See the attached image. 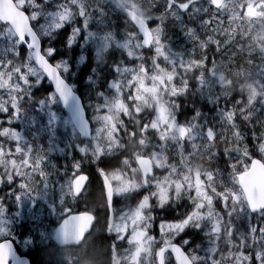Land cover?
Masks as SVG:
<instances>
[{"label":"snow or ice","instance_id":"obj_1","mask_svg":"<svg viewBox=\"0 0 264 264\" xmlns=\"http://www.w3.org/2000/svg\"><path fill=\"white\" fill-rule=\"evenodd\" d=\"M47 3L48 0H45ZM213 6H215V0H210ZM260 5H264V0H259ZM180 8L187 10L190 6L188 4L178 5ZM39 20V16L35 17ZM61 20H67L68 23H57L54 25L53 31L56 34H61L62 30H65L66 25H70L71 21L68 15H62ZM154 22V21H153ZM206 21L205 23H210ZM84 27H87L85 21ZM81 29L73 28L71 32H67L66 39H62L60 42L66 48H70L74 51L73 46L80 38ZM50 34L46 31L44 33L45 38ZM55 41H51L47 47H45L44 40L39 41L40 56L44 58L46 63L42 67L34 68L32 75L36 78V82L33 85L35 92L44 93L45 99H41L39 103L43 106L46 102H50L52 107H58L56 103L57 99H63L66 102L71 99L73 101L72 111V123L74 126L79 127L81 133L87 140V143H82L76 146V154L80 156V159L72 158L71 170L66 164L65 167V179L61 185V191L59 195V208H57L54 202L45 211L53 213L59 211L61 215V224L57 229L54 230V237L58 241H63L67 235H78L79 216L72 215L73 209L71 207L65 208V205L69 202H75L87 195L86 189L93 182V178H102L101 173L103 169L96 167L100 165L105 158L113 156L114 153L121 148V144L115 141L113 138L116 137L121 130L127 132V126L116 125L112 129L104 118V113L108 111L105 106H97L96 111L99 113L98 116L93 117L97 127H92V122L88 120L86 113L82 111L83 104L80 97L76 95L77 90L70 82V76L73 75L72 68L73 63L63 59L65 53L60 49L52 46ZM21 49L30 47L25 43H21ZM217 48L219 44L217 43ZM57 57H61L57 60ZM88 63L91 64V59L88 58ZM46 69V71H45ZM113 70H116L115 68ZM96 69H92L93 75ZM67 74V75H66ZM49 81L47 87L44 85V81ZM92 84V78H89V86ZM109 87H112V82L108 83ZM58 94V95H57ZM31 95V92H29ZM102 95V94H101ZM106 103V101H105ZM137 116L140 115L138 111ZM199 112L196 113L195 118H198ZM225 118H228L227 115ZM62 119V117H61ZM129 119H132L129 116ZM138 124L139 122L136 121ZM156 133V138L161 139L164 142L167 141L168 136H161L158 129L144 127L143 132ZM162 131V129L160 130ZM173 131L186 132L187 129L181 127L179 129H173ZM212 135V139H215V131L213 129L208 130ZM135 136L136 133H130ZM126 147V146H124ZM259 150L264 151V145L257 146ZM227 152V149L225 150ZM127 161H121L125 163ZM85 163L87 166H85ZM44 161H40L38 170L35 172V176H39L41 182L47 187V173L43 168ZM93 165L95 170L93 171ZM3 165H0L2 167ZM28 168H35V165L29 164ZM56 167L55 164L52 165ZM156 167L161 165H155L149 172L144 175L142 184L125 185L123 190L114 192L111 197V203L114 204V198L126 194V192H135L140 194L141 191H148V194L142 197L141 201L137 204L135 210L131 212V215L123 214L121 219L126 220L127 224L131 227H124L123 235L120 231L112 232L110 234L115 237L113 244L116 240L128 239V243L132 246V250H135L137 245H143L144 248L148 249V252L141 251L140 255L135 259H129L128 264H145V257L148 256L152 251V245L156 244V238L151 233L155 227H158L161 249L158 254L154 256V264H169V257L176 259V249L179 248L188 257L190 264H207L206 257H200L196 254V249L192 246L196 243V238L200 236L201 232H204L205 236L209 237V244L212 247L206 249L210 254L214 255L216 251V244L223 237L230 238L234 229H230L225 233V214L227 215V224L232 225V216L239 211L241 214L244 209L247 208L249 212V225L248 231L245 237L239 244L231 242L229 239L230 246L238 249L236 252H230L229 257H224V260L231 258L233 264H264V224L259 226H253L251 224V214L258 213L260 216H264V207H252L248 204L247 200H243V207L239 210L236 207L238 203L233 199L232 191L228 190L225 185L221 184L220 187L224 188V191H217L216 188H212L211 193H208V185L205 184L201 187H196L192 183L187 181V178L180 181L170 180L168 177L155 178L150 180ZM235 167V165H230ZM219 170H216L218 173ZM215 173L213 175V178ZM17 179L20 183L17 184ZM231 179L235 184V174H231ZM83 181L81 183L80 181ZM113 182L119 183L120 176L118 171H114ZM34 176L32 173H20L17 171L14 175L6 177H0V185L8 186L9 192L5 193L6 197L13 200L14 204H19L20 207H26L23 204V196L29 191H37L33 188ZM12 185H17L15 188ZM106 185H101V191L107 200V193L105 191ZM242 192L243 190L240 189ZM195 193V195H194ZM184 201V211H177V215L171 216L165 215L169 208L177 206L180 201ZM107 207V204L105 205ZM219 206V207H218ZM24 215L19 210L9 213L8 208L5 205V198L0 197V264H34V262L28 259L26 256H21L17 253L16 247L9 237L15 239L14 228L17 223V219ZM42 211L38 204H34L31 208H27V217L30 220L32 217L41 219ZM68 216V219H64ZM46 219V217H43ZM93 222H98L93 216ZM53 223V222H51ZM55 223V221H54ZM105 226L107 228V215L105 216ZM34 225L31 223V228L21 244L27 250L32 247L37 239L43 238L46 233L41 232L39 235L33 232ZM139 232L142 234V238L129 239L133 233ZM191 237V239H188ZM82 240V237L80 238ZM38 247V245H37ZM196 247H199L198 245ZM246 248H252V251H246ZM191 249V251H189ZM35 264H40L37 260ZM147 264H153L152 260H148ZM177 264L180 261L177 260ZM213 264L216 261L213 260Z\"/></svg>","mask_w":264,"mask_h":264},{"label":"rangeland","instance_id":"obj_2","mask_svg":"<svg viewBox=\"0 0 264 264\" xmlns=\"http://www.w3.org/2000/svg\"><path fill=\"white\" fill-rule=\"evenodd\" d=\"M103 1L112 2L118 7L124 9L132 8V10L138 11L146 19L162 17L160 14L142 13L139 5L133 0ZM17 3L19 6L23 7L25 0H17ZM92 8L93 5L90 6V10H92ZM223 12L224 14L230 13L235 15L236 21L232 25V29L240 30L242 28L244 30L245 36L249 34L247 31H245V26H249L250 24L255 27L252 28V39L255 38L258 41L255 42L258 51L262 56H264V39L262 36L264 35V5H260L259 0H228L226 2L225 8H223ZM62 15H68L70 20L73 17L71 10H67L66 12H63L59 15L51 13L49 17L43 20L42 32L45 33L47 31L49 34H55L53 31L55 24L68 22L67 20H61ZM30 17L33 19L32 15H30ZM35 17L36 16H34V18ZM89 20L90 15L85 17L80 14V23L83 25L81 29L84 30L80 40V47L81 49H83L85 46H89L91 48L93 63L95 61L98 63H102L104 60L106 61L108 54L111 51H114L115 48L117 50H123L132 60H137V52L141 48L142 42H134L132 39L133 33L130 30L125 32L128 34V38L117 39L114 34L110 32L99 34L92 31L89 28ZM85 21L87 22V27H84ZM229 22H231V19H229ZM152 31L155 34V40L151 47V54L144 57L148 60L147 65L151 63V71L153 69L157 70L160 79L152 76L151 71H148L146 67H143L140 64L137 66L123 65L119 73V79L112 82L113 86L110 87V93L108 95H103L101 92H99V95L101 96L100 103H96L94 100L90 99L89 95H86L85 98H87V104L89 105L88 109L90 108V117L93 118L99 115V113L96 111L98 105L105 106L107 107L108 111L103 114L104 118L108 125L114 129L116 125L120 124V118L128 117L130 115L131 105H134L137 109L150 108L148 112H152V119L148 128L155 127L158 129V132L161 136H168L167 141L164 142L163 140L156 138V133L151 132V136L153 138H151V141L145 143V152L148 153V155L153 159L155 165H161V167H156V176L153 178V180L155 178L168 177L170 180L180 181L187 178L189 183H192L196 187L202 188V186L206 184V181L204 180V177L200 175L201 170L195 166V163L196 157L198 155L199 144L200 142L205 141L204 129L206 120L201 118V114L198 118H195L193 123L189 124L191 130L190 135L188 133L189 136L187 135L188 137L182 141L177 132L173 131V129H175L174 118L167 109L166 100H159L160 96H164L168 100H171V96H168L165 93V90L168 89L170 94H172L173 85L171 80L173 78V63H176L177 68L183 67L189 69H194L200 66L201 63L192 59L191 53H187L179 48L173 47L170 43H166L162 37L163 31L161 30L160 26H155L152 28ZM17 44L18 42L14 38L13 30L7 26H0V112L9 113L8 117L0 119V138L10 136L14 140H19V142L22 143L27 141L23 131L33 130V128H35V124L40 121L34 114H27L21 109V102L24 100L26 91L29 89L32 90L34 87L33 85L36 82V78L32 75V71L37 67L33 64L30 52L24 55L26 60L25 63H15V57L19 56V49L16 46ZM240 47L241 42L239 41L237 43V48ZM241 50H247V48L244 47ZM85 59L86 54L83 52L79 59V63H82L85 61ZM86 81L89 80L87 79ZM162 82L165 84V87H163L161 84ZM13 85L15 86L14 88H12ZM257 85H259L258 79L248 80L247 86L249 88L250 95L258 91V88L256 87ZM43 109H45L46 117L50 118V120L48 125H46V128L42 122H40V126L42 127L43 131L46 130L50 133L51 138L49 140V147L45 150H41L39 153L40 157L52 156L55 151L59 153L63 152L64 147L60 146L61 144L59 145V143L55 141V139L58 140L57 137H59L58 132L54 130L55 128L58 126H64L63 128L65 132L68 129L73 131L70 117L61 115L54 109V107H52L50 102H46L43 105ZM46 117H43V119L45 120ZM227 117L228 118H225L224 116H217L214 119V130L218 139L224 137V130L226 132H235L237 128V124L233 120V117ZM219 123L222 125L220 126ZM14 125L19 128V132L14 129ZM97 126L98 125L95 122V127ZM161 129L162 131H160ZM32 135L35 137L39 136L40 133L34 131ZM117 137L116 139H113L119 142ZM239 140L240 137L235 136V134L229 135L228 141L224 139V144L229 150V148H236L238 146ZM252 141L255 142V140ZM82 143L87 142L77 143L76 146ZM259 145H264V135L257 140V146ZM165 147H171L174 154L177 156L178 165L176 167L169 165L168 157L164 152ZM206 147L210 146L206 145ZM1 150L2 148L0 147V151ZM3 150L6 153L8 152L5 148ZM259 152L264 154V151L259 150ZM210 154H213V152H210ZM21 155H25L26 157L31 155L36 156V154H33L30 150H22ZM139 156L140 154L137 155L136 162ZM248 157H250L249 152L244 147H242L240 165H243L244 167L247 166L249 160ZM227 162L228 157H225L224 166L227 165ZM23 163H27V160H24ZM137 172V167H132L131 173H128L127 175L118 171L120 176L119 183L113 182L114 173L111 174V181L114 185V190L119 192L123 190L125 185L141 184V181H139L136 177ZM178 175L180 176L178 177ZM229 190L232 191L233 199L238 202L236 206L239 205L240 207H243L242 201L244 200V197L242 192L236 186ZM35 198L38 199V196H35ZM245 211L246 208L244 209L242 215H244ZM53 213L55 214L57 211ZM259 216L260 215H258V217ZM121 217L122 216L119 217L116 227L117 231H120L121 235H123L124 227H131V225L127 224L126 220H122ZM247 217H249V213H247ZM59 218L60 216H53L54 220H58ZM237 234L241 242L245 235L241 229L237 230ZM141 238L142 234L139 232V230L129 237V239L137 240ZM103 242L105 241L103 240ZM153 247L154 245H152L151 253H153ZM105 248L106 247L104 243L102 245H91L89 247L90 251L88 253H82L77 261L72 263L64 261L59 264H95V256L92 255L94 253L98 259L101 258L102 260L104 258V263L107 264V250L104 253L105 255H102V253L105 251ZM59 250L60 255H65L66 251L64 249ZM136 250H139L140 252L148 251V249L144 248L143 245L138 244L135 250H131L129 253L125 254V258L135 259L138 257L140 252ZM236 251H238V249H236ZM55 257L56 256L49 251L46 252L44 256L45 259H49L52 263L55 261ZM224 264H231V260H224Z\"/></svg>","mask_w":264,"mask_h":264},{"label":"trees","instance_id":"obj_3","mask_svg":"<svg viewBox=\"0 0 264 264\" xmlns=\"http://www.w3.org/2000/svg\"><path fill=\"white\" fill-rule=\"evenodd\" d=\"M139 5L140 10L144 14H160L161 18L150 19V25L152 28L155 26H160L163 31L162 37L166 42H170L175 48H179L187 53H191V57L194 60L199 61L200 66L194 69H180V75L190 83H194L197 87L196 96L193 99V108L202 110V119H210V104L212 102H221L222 99L214 96L213 92H210L209 87L215 84V81H209L207 86L202 88V83L199 81H193L198 77L205 78H216L218 76H224V80L234 81L233 87H239L243 83V94H240L239 98H234L232 91L229 93L224 92V109L230 110L235 114L240 113L234 121L237 124L235 132H226L224 130V139L228 141L229 135H234L240 137L238 147L246 148L247 151L252 153V155L264 158V154L259 152V149L255 147L257 140L262 136L264 132V78L260 79L259 92L255 95V98L251 99L248 96L249 88L246 85V81L249 79H254L256 75H250L247 71L254 70V68L247 67L243 65L241 61H247L246 56L255 62H264V56L256 50V43L252 39V28L253 25L245 26L244 29L249 34L245 36L244 30H233V24L236 21V17L233 14L223 12L221 8H214L206 0H133ZM188 4L190 5L187 10L180 8L178 5ZM93 5L92 10L90 6ZM24 9L28 11L30 15L33 16L32 22L35 28L39 31L41 38L44 40L45 47L49 45L51 41H55L52 46L60 49L65 53L63 59L68 60L73 63L72 72L73 75L70 76L71 84L76 88L77 92L85 100L86 96L89 95L90 99L98 103V99L95 96L99 91L109 92L108 83L112 79H117V72L113 70V66L109 61L114 59V52L111 51L106 61L103 65L98 62L93 63V58L91 56V48L85 46L83 49L80 47V40L84 33L81 29L83 25L80 23V14L87 17L90 15L89 28L99 34L110 32L114 34L117 39L128 38V34L125 33L127 30L133 32L135 30L134 25L129 18L126 11L127 8L118 7L112 2H106L103 0H25ZM71 10L73 17L71 18V24L65 26V30H62L61 34H50L45 38L42 32L43 20L50 16L51 13L57 15ZM39 16V20H36L34 16ZM231 19V22H229ZM154 21V22H153ZM160 21V22H159ZM206 21H211L210 23H205ZM68 23V22H66ZM4 24H1L3 26ZM73 28H80V38L77 40L76 44L73 46L74 51L70 48L64 47L60 42L62 39H66L67 32H71ZM241 36V40H240ZM136 35H132V39L135 42ZM16 39V37H15ZM241 42V47L237 48V43ZM217 43L219 48H217ZM19 46V56L15 57V63L23 64L26 62L24 55L29 53L27 49H21ZM244 47L247 50H241ZM86 54V59L82 63H79V59L83 52ZM141 55V58L151 54V48L141 47L137 52ZM243 56V57H242ZM128 57L123 50H119L117 53V58L115 63L120 64L121 59ZM88 58L91 59V64L88 63ZM61 57H57L60 60ZM145 65H147V59L141 60ZM237 61V64H234ZM35 65V63L33 62ZM242 66V68L240 67ZM95 68L96 72L93 75L92 69ZM118 70V68H117ZM67 75V74H66ZM92 78V84L89 86V78ZM86 79V80H85ZM49 82L44 81L45 87H47ZM263 86V87H262ZM238 90L235 89L234 94H238ZM31 92V95H29ZM44 93L35 92V88L29 89L24 95V100L21 102V109L27 114H34L38 117L39 121L48 125L50 118L46 117L45 109L39 103L41 99H44ZM204 98L207 100L208 105L203 106L205 109L201 108L197 104V100ZM58 107H54L61 115H66L59 99L56 100ZM43 117H46L45 120ZM37 122V125H40ZM39 123V124H38ZM73 126V125H72ZM262 126V127H259ZM64 126H58L54 130L58 132L59 137L57 143L66 144L67 142H78L81 141L79 134L73 127V131L68 129L64 131ZM39 131V130H38ZM45 132V130H44ZM43 132V134H45ZM252 140H255L253 142ZM255 147V148H254ZM254 148V149H253ZM227 149V152L225 150ZM233 149L228 148L224 144V163L225 157L231 156L230 160L240 161L241 154L232 152ZM239 154V155H238ZM76 159H80V156L74 154L72 156ZM54 157L56 155L54 154ZM118 155L108 159L106 166L104 161L102 166L104 168H111L118 165ZM72 161V160H71ZM69 162H59L53 169L52 183L53 187L60 184L65 177V165L71 163ZM95 168H93V171ZM88 198L87 202L81 205V209L96 211L97 208L102 207V200L104 199L103 193L101 191L100 180L93 178V182L90 185L89 194L86 196ZM96 213V212H95ZM98 215V214H97ZM101 220V218H99ZM106 250L102 253L104 256ZM95 260L98 258L96 254ZM40 264H44L40 262ZM50 264V261H47Z\"/></svg>","mask_w":264,"mask_h":264},{"label":"flooded vegetation","instance_id":"obj_4","mask_svg":"<svg viewBox=\"0 0 264 264\" xmlns=\"http://www.w3.org/2000/svg\"><path fill=\"white\" fill-rule=\"evenodd\" d=\"M183 81L186 82L188 81V79L184 78ZM193 81L201 82L202 88H203L206 84L209 83V81H223L224 82V78L211 79V78H205V77H198V78H195ZM188 83L190 82L188 81ZM188 83H185V84H188ZM193 89L194 91L190 92L187 98H181L180 94L182 91V87L180 86V82H177L175 85V92L173 95L172 104L168 105L171 108L170 114L174 118L175 127L179 124L184 123L183 122L184 119L181 118L183 113L189 114V115H194V114L196 115L197 112H199L200 114H202L203 112L202 110H196L193 108L192 101L196 96L197 88H193ZM218 89L219 87H216V90ZM221 89L223 90V94L221 95H224V87H222ZM197 104L203 109H205L203 106H206V105L209 106L207 100L204 98L198 99ZM210 107H211V104H210ZM215 111H216V114L224 115V109H221V110L218 109ZM210 112L211 114L213 113L212 108L210 109ZM1 117H3V115L0 113V118ZM147 125H148V116L146 117L145 122L141 125L142 130L144 129V126H147ZM214 127L215 125L211 127L207 126L208 129L212 128L213 130H214ZM14 128H17V127H14ZM135 133L137 134L138 131H136ZM149 133L150 132H147L146 134L144 133L142 135L144 147H145V143L149 142L150 140ZM215 137L217 138L216 140H209V141H204L200 143L202 147L200 148V151H199L200 155L196 157V163H195V166L201 170L200 175L204 177V180L206 181V184L208 185L209 194L211 193V190L213 187L216 188L217 191H224V188H221L220 185L221 184L224 185V170H228L227 166H224V137L218 139L216 134H215ZM117 138L121 142L122 137L119 136ZM2 142L4 141H2L0 138V144ZM12 144H13L12 155L7 156V157L0 156V165H3L2 167H0V177L14 175L17 171H19L20 173H32L34 176L35 171L38 170L39 168L40 162L37 163V159L34 157H25V158L18 157L16 155L15 148H20L19 141L12 140ZM206 145H209L210 147H206ZM210 152H213V154H210ZM24 160H27L28 165L32 164V165H35L36 167L28 168L27 167L28 165H25V163H23ZM42 160L44 161V165H43L44 171L47 174H49L50 171L52 170L51 158L45 157ZM169 160L171 159L168 158V161ZM172 160L174 162L178 161L177 158H172ZM106 164L107 162L105 161L104 165L106 166ZM177 165L178 163H175L172 167H176ZM217 169L219 170L218 173H216ZM113 173L114 171H111L109 175ZM214 173H215V176L213 178ZM104 175L106 174L102 172L101 173L102 178H99L101 185L102 184L105 185ZM19 183L20 181L19 179H17V184ZM16 186L17 185H12L11 187L15 188ZM9 190L10 189L8 186L0 185V197L5 198V205L8 208L9 213L11 214L17 210L22 212V209L20 207L18 208L16 204L13 203V200L11 198L5 196V193L9 192ZM148 191L149 190L141 191L140 194H137L138 196H140V201L142 197L148 194ZM129 193L131 192H127L126 194H129ZM124 195L114 198V204H113L114 220L111 223L110 222L111 209L108 203V199L106 200L103 194L104 199L102 200V207L101 208L99 207L96 210V213L98 214L96 215V218L98 217V220H97L98 222H96V225L93 226L92 230L86 235V237L80 244L63 245V244H58L53 241L54 230L56 229V226L60 221H56L57 224L51 223L53 222V220L52 218H50L49 212L45 211V208L42 203H39L38 205L42 211L41 219L43 220V223L40 222V219H38V222H36L35 217L32 220H29V219L27 220L26 218L22 221L17 220L16 226L14 228L15 239H13L12 237H9V239L13 241L14 245L17 248V251L21 255H27L30 258V260L34 262V264L37 260H39L40 262H43L44 264H47V261H50V260L45 259L44 256H45V253L48 251L50 253H53L56 256L55 261L53 263L50 261V264H59L61 259L63 262L65 261L68 263H72V262L77 261L79 256L82 253H88L90 251L89 247L91 245H96V244L102 245L103 243L105 244V247H106L105 250H107V260H106L107 264H122L120 260L117 261V257L120 258V254L122 253V251L119 252V250H117L118 249L117 244L123 245L124 246L123 250H125L128 247V239H125L122 241L116 240L115 244H113L115 237L112 236L114 234H110L109 230H111L112 232L117 231L116 223L118 222L119 217L122 216L123 214L131 215V212L135 210L137 204L140 202L139 201L134 207H129V204H128L129 197L125 198L123 197ZM79 200L80 199L76 200L75 202L69 201L67 205H65V208L67 207L72 208L73 203H78ZM184 203L185 202L183 200L180 201L177 206L169 208L168 211L165 213V215L171 214V216H175L177 215L178 210L184 211V208H183ZM106 204H107V207L105 206ZM236 207L239 210L240 206L237 205ZM73 212H80V211H76L75 209L73 210ZM106 215H107V228L105 226V216ZM43 217H46V219H43ZM99 218H101V220H99ZM227 219L228 217L225 214V227L238 228L239 223L241 221L240 212L237 211L232 216V225L227 224ZM31 223L34 225L33 227L34 233H36L37 235H39V233L41 232L46 233L45 243H39V239H37L32 245V247L26 250L22 246L21 242L23 238L25 237V235L28 234L29 229L31 228ZM153 231L156 232L157 241L159 243L160 235H159L158 227H155ZM100 232H101V235H100ZM188 239H191V237H188ZM224 239L225 237L221 238L219 242L216 244V251L214 255L206 251V249L212 247V245L209 244V237L205 236L204 232H201L200 236L196 238V243L192 247L196 249V254L198 256L207 258V264H213V260L216 261V264H224V259H223L224 258ZM103 240L105 242H103ZM237 240H239L238 236H237ZM197 245L199 247H196ZM160 246L161 244L159 243V247ZM57 249H64L66 251V254L60 255L59 253H57L56 251ZM189 251H191V249ZM95 264H105L104 258L102 260L101 258H99L98 260H96ZM169 264H176V262L173 258L169 257Z\"/></svg>","mask_w":264,"mask_h":264},{"label":"water","instance_id":"obj_5","mask_svg":"<svg viewBox=\"0 0 264 264\" xmlns=\"http://www.w3.org/2000/svg\"><path fill=\"white\" fill-rule=\"evenodd\" d=\"M224 2L225 0H215L214 7L216 8L221 7ZM130 16L135 27L139 30L142 36L143 44L150 45L153 41V35L147 21H145L135 11H132L130 13ZM0 21L3 23H8L11 26V28L13 29V31L15 32L21 43L23 42L27 45H30V47L27 48H32L33 60L35 61L38 67H42L43 64L46 63V61L44 60L43 57L40 56L39 41L41 40V37L33 27L28 12L20 8L15 0H0ZM76 95L80 97L78 93H76ZM59 100L63 108L65 109V111L68 113V115L72 120V111L70 109L73 106V101L69 99L67 101V106H66V102L63 99H59ZM80 100L82 101L83 104L82 111L86 113V109L81 97ZM75 128L81 135V138L85 139L79 127L75 126ZM186 132H182V134H185ZM140 164L142 166L144 173L150 171L149 159L147 158L142 159L140 161ZM80 182L83 183L82 180ZM239 183L247 197L249 205H251L252 207H264V162L261 159L254 158L251 161L249 168L239 174ZM106 188H107L108 200H111L112 189L109 185H107ZM72 215L79 216L78 235H67L63 241H58L55 238L57 242L80 243L83 240L86 233L92 229L95 223L93 222V216H94L93 214L75 213ZM68 218L69 217H67L66 219ZM63 222L64 221H62L60 225L63 224ZM81 237L82 240L80 239ZM0 247H3V245H0ZM176 252H177L176 259L180 261V264H190L185 253H183L179 248L176 249Z\"/></svg>","mask_w":264,"mask_h":264},{"label":"bare ground","instance_id":"obj_6","mask_svg":"<svg viewBox=\"0 0 264 264\" xmlns=\"http://www.w3.org/2000/svg\"><path fill=\"white\" fill-rule=\"evenodd\" d=\"M86 257V256H85ZM96 262V261H95Z\"/></svg>","mask_w":264,"mask_h":264}]
</instances>
